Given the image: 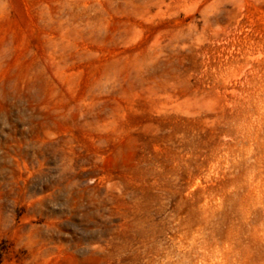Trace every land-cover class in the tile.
Wrapping results in <instances>:
<instances>
[{
  "label": "rangeland",
  "instance_id": "rangeland-1",
  "mask_svg": "<svg viewBox=\"0 0 264 264\" xmlns=\"http://www.w3.org/2000/svg\"><path fill=\"white\" fill-rule=\"evenodd\" d=\"M0 264H264V0H0Z\"/></svg>",
  "mask_w": 264,
  "mask_h": 264
}]
</instances>
